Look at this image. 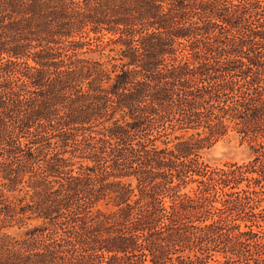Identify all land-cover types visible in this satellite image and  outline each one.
<instances>
[{
    "label": "trees",
    "instance_id": "1",
    "mask_svg": "<svg viewBox=\"0 0 264 264\" xmlns=\"http://www.w3.org/2000/svg\"><path fill=\"white\" fill-rule=\"evenodd\" d=\"M0 264H264V0H0Z\"/></svg>",
    "mask_w": 264,
    "mask_h": 264
},
{
    "label": "rangeland",
    "instance_id": "2",
    "mask_svg": "<svg viewBox=\"0 0 264 264\" xmlns=\"http://www.w3.org/2000/svg\"><path fill=\"white\" fill-rule=\"evenodd\" d=\"M252 155V148L247 139L238 133L231 132L218 140L213 146L203 152L204 160L212 165H222L225 162L244 161ZM16 231L15 229H12ZM220 259H223L220 256Z\"/></svg>",
    "mask_w": 264,
    "mask_h": 264
}]
</instances>
